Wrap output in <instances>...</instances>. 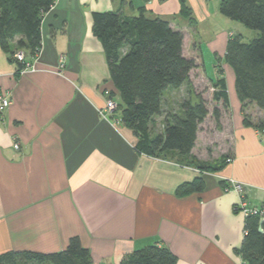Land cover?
Instances as JSON below:
<instances>
[{
    "label": "crops",
    "instance_id": "0c3cea01",
    "mask_svg": "<svg viewBox=\"0 0 264 264\" xmlns=\"http://www.w3.org/2000/svg\"><path fill=\"white\" fill-rule=\"evenodd\" d=\"M217 1L54 0L41 17L37 53H25L33 69L21 72L0 47V94L10 99L0 113V253H51L76 236L93 264H119L154 242L168 247L176 264H241L236 249L245 215L237 206L241 197L251 206L264 203V132L253 126L264 111L241 102L233 70L224 62L220 73L216 64L213 77L225 78L228 106L213 101L211 92L220 111L218 140L212 141L211 122L203 125L207 113L191 155L226 163L202 173L176 151L160 157L139 153L119 111L100 114L109 95L116 101L118 93L92 33V12L134 16L143 7L148 16L166 19L183 33L182 53L195 63L190 81L198 71L213 91L215 79L206 74L198 30L222 21ZM232 35L225 29L213 35L208 45L216 57H223ZM186 45L192 51L186 53ZM181 89L167 90L166 101L174 102V96L180 101ZM163 120L164 113L153 118V132L163 131ZM195 177L203 180L201 190L177 192ZM229 180L241 183L244 194L228 188Z\"/></svg>",
    "mask_w": 264,
    "mask_h": 264
},
{
    "label": "trees",
    "instance_id": "16d2710c",
    "mask_svg": "<svg viewBox=\"0 0 264 264\" xmlns=\"http://www.w3.org/2000/svg\"><path fill=\"white\" fill-rule=\"evenodd\" d=\"M53 2L0 0V47L10 54L11 60H15L17 50H23L26 55L36 54L41 42V17ZM218 5L224 17L259 32L249 42L241 41L239 35L230 36L223 61L233 70L238 99L255 103L264 111V0H218ZM183 11L189 16L185 8ZM92 33L102 45L110 78L118 93L115 109L123 125L136 136L137 152L160 157L167 151H176L186 158V165L202 173L219 170L226 163L225 158L211 163L191 155L198 125L208 109L201 92L196 91L190 81L189 73L195 63L182 53L183 33L171 27L166 19L148 16L143 7L134 16L116 11L92 12ZM217 70L222 71L219 65ZM211 85L212 100L220 101L226 108L228 98L223 75ZM181 87L184 97L167 102V90ZM109 99L113 100L112 96L109 95ZM163 106H170L169 110H163ZM175 106H179L178 111ZM162 113L164 129L155 133L151 128L153 118ZM211 114L220 129L219 109L213 107ZM245 119L248 120L247 116ZM253 126L264 129V118L253 122ZM202 187V178L195 177L181 184L177 192L199 191ZM260 208L264 209V203ZM236 251L241 264H264V216H245L243 239ZM176 261V255L168 247L154 242L126 254L119 264H176ZM0 264L93 263L89 250L75 236L64 248L51 253L30 250L0 253Z\"/></svg>",
    "mask_w": 264,
    "mask_h": 264
},
{
    "label": "rangeland",
    "instance_id": "374dc122",
    "mask_svg": "<svg viewBox=\"0 0 264 264\" xmlns=\"http://www.w3.org/2000/svg\"><path fill=\"white\" fill-rule=\"evenodd\" d=\"M220 16L222 18V21L219 22V20H217L218 24L213 25L214 27H211V28L207 27L202 32H200L198 30V36H199L198 41L202 43V57H203V61H204V67L206 68V72H207L206 74L208 75V77L209 76L213 77V75H214L213 70H214V68L216 69V67H215L216 64L219 65L220 68H222L221 65L224 64L223 57L222 56L219 57L218 55L216 57L215 52L208 45V42L213 39L212 37L215 33L225 29L226 31L233 32L234 35H239L241 41H243V42H249L250 40H252L253 38H255L259 35V32L255 29L246 27L242 23L235 21V20H231L229 18H226L223 15H220ZM191 49H192V47H190L189 45L185 46L186 53L190 52ZM191 76H192L191 82H192L193 87L195 88L196 91L201 92L202 97L204 98L206 105H207V109H208V115H207L206 119L204 120L203 125L211 122V124H212L211 125V132H213L212 141H217L218 138H216V135H215V133H216L215 131H216L217 127L215 125V121H214V118L212 117V114H210V112L213 109V103H212L211 98H210V94L212 91H210L209 86H206L204 84L203 80L201 78H199L198 71H195V70L192 71ZM212 79H215V76ZM176 91H178V90H176ZM180 92H182V94H183V92H184L183 87H182ZM174 97L176 100H178L176 96H174ZM247 110H249L248 106H247ZM202 136H203V132H201V137Z\"/></svg>",
    "mask_w": 264,
    "mask_h": 264
},
{
    "label": "built area",
    "instance_id": "2783aa9c",
    "mask_svg": "<svg viewBox=\"0 0 264 264\" xmlns=\"http://www.w3.org/2000/svg\"><path fill=\"white\" fill-rule=\"evenodd\" d=\"M14 59L21 64V67H20L21 72L28 70V69H33V62H31V60L26 58L25 52L23 50H17L14 53ZM64 62H65V58L63 56H60L59 67H63ZM9 104H10L9 97L6 94H0V113H2L9 106ZM115 107H116L115 102L107 98L106 104H105V113L103 110H101L100 114L107 115L108 112L111 113L115 109ZM263 132H264V129H263ZM227 187L231 188L232 190L239 193L240 195L244 194V188L241 183L235 182L233 180H229ZM237 208H239L245 216L249 214L258 215L261 218L264 216V209H261L260 207L251 206L243 197H241V200Z\"/></svg>",
    "mask_w": 264,
    "mask_h": 264
},
{
    "label": "water",
    "instance_id": "95a60500",
    "mask_svg": "<svg viewBox=\"0 0 264 264\" xmlns=\"http://www.w3.org/2000/svg\"><path fill=\"white\" fill-rule=\"evenodd\" d=\"M261 222H262V220H261ZM259 231H261V228L259 227Z\"/></svg>",
    "mask_w": 264,
    "mask_h": 264
}]
</instances>
